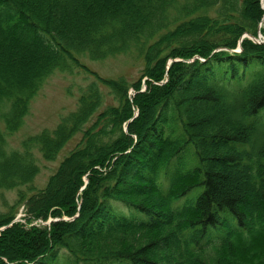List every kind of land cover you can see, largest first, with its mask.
<instances>
[{"label": "trees", "instance_id": "1", "mask_svg": "<svg viewBox=\"0 0 264 264\" xmlns=\"http://www.w3.org/2000/svg\"><path fill=\"white\" fill-rule=\"evenodd\" d=\"M263 6L0 0V192L17 193L0 264H264V43L248 37H264ZM126 54L142 62L132 82L79 61ZM74 67L91 77L75 109L8 148L47 78ZM78 134L37 189L34 149L53 160Z\"/></svg>", "mask_w": 264, "mask_h": 264}, {"label": "rangeland", "instance_id": "2", "mask_svg": "<svg viewBox=\"0 0 264 264\" xmlns=\"http://www.w3.org/2000/svg\"><path fill=\"white\" fill-rule=\"evenodd\" d=\"M261 2L263 3V0H261ZM262 20L264 21V13ZM248 37H251L254 41H264V37L260 33H258L256 37ZM79 61L101 76L117 77L123 75L129 82L137 79L142 67L141 60L134 58L129 54L109 57L98 61L90 60L87 56L83 55L80 56ZM79 69L80 68L78 67H74L72 72L55 71L47 78L37 94L31 99L29 103V111L24 118L23 124L19 127V129L7 136L6 140L8 148L10 147L12 149H16L19 147L21 140L25 137L34 135L45 128L52 129L60 121V116L75 109L76 101L79 96V87L85 85L87 81L91 80L90 76L83 74L82 70ZM131 91L132 90L129 91V94L132 96ZM105 100H108L106 102H110L109 97H106ZM111 104L116 103L112 100ZM134 114H136V112ZM123 128L125 131L126 125H124ZM79 137L80 135L78 134L70 140L53 160H46L42 158L40 152L34 149V156L36 157L39 165V172L34 179V185L37 189L42 188L47 178L59 168L60 163L69 150L74 147ZM71 161H73V159ZM69 164L70 163L63 168L60 173V177H62L64 171L68 176H71L69 174V170L71 168V166H68ZM76 178L77 176L73 174L71 179L76 180ZM84 181L86 182L85 178ZM64 183L62 184L63 186L65 185ZM67 185H69V183ZM63 190L68 191L66 188ZM16 194L15 190H5L0 192V210H4L5 205H11L15 200ZM25 212L26 207L22 205L19 206L13 220L24 222V218H27V213ZM62 218L66 219L67 217L64 216ZM52 219L54 218L51 216H49L48 219H34L30 225H48Z\"/></svg>", "mask_w": 264, "mask_h": 264}, {"label": "water", "instance_id": "3", "mask_svg": "<svg viewBox=\"0 0 264 264\" xmlns=\"http://www.w3.org/2000/svg\"><path fill=\"white\" fill-rule=\"evenodd\" d=\"M240 40H241V38H240ZM256 42H262V43H264V41H262V40H255ZM240 50V46L238 45V49L236 50V51H239ZM13 221H15V220H13ZM51 221V220H50ZM49 221V222H50ZM3 228V227H2Z\"/></svg>", "mask_w": 264, "mask_h": 264}]
</instances>
